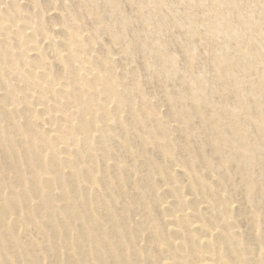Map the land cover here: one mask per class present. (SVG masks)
Instances as JSON below:
<instances>
[{
  "label": "rangeland",
  "instance_id": "374dc122",
  "mask_svg": "<svg viewBox=\"0 0 264 264\" xmlns=\"http://www.w3.org/2000/svg\"><path fill=\"white\" fill-rule=\"evenodd\" d=\"M0 264H264V0H0Z\"/></svg>",
  "mask_w": 264,
  "mask_h": 264
}]
</instances>
